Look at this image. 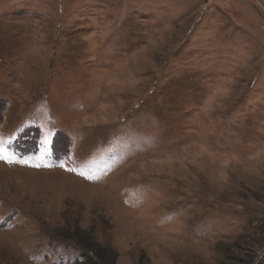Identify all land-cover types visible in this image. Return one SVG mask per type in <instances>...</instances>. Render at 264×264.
Listing matches in <instances>:
<instances>
[{"label":"rangeland","instance_id":"1","mask_svg":"<svg viewBox=\"0 0 264 264\" xmlns=\"http://www.w3.org/2000/svg\"><path fill=\"white\" fill-rule=\"evenodd\" d=\"M0 149V264H256L264 0H0Z\"/></svg>","mask_w":264,"mask_h":264},{"label":"trees","instance_id":"2","mask_svg":"<svg viewBox=\"0 0 264 264\" xmlns=\"http://www.w3.org/2000/svg\"><path fill=\"white\" fill-rule=\"evenodd\" d=\"M263 226V225H262ZM264 229V226H263ZM261 227V231L255 233L256 237L260 236L264 233V230ZM254 234V235H255ZM86 236V235H85ZM85 236H78L77 238L81 242L82 246L85 249V252L83 254L84 259L81 262H77L76 264H116L117 255L108 247H104L98 242H89L87 237ZM243 235H240L233 243L229 245L228 250L232 247L234 251L236 252L234 246H243L245 244L240 243V241H243L242 239ZM91 252V254H89ZM231 252L226 253V258H229ZM93 255V256H92ZM139 264H149L148 260L141 261Z\"/></svg>","mask_w":264,"mask_h":264},{"label":"water","instance_id":"3","mask_svg":"<svg viewBox=\"0 0 264 264\" xmlns=\"http://www.w3.org/2000/svg\"><path fill=\"white\" fill-rule=\"evenodd\" d=\"M264 259V251L262 252V254L260 255V257L258 258L256 264H261L262 260Z\"/></svg>","mask_w":264,"mask_h":264},{"label":"snow or ice","instance_id":"4","mask_svg":"<svg viewBox=\"0 0 264 264\" xmlns=\"http://www.w3.org/2000/svg\"><path fill=\"white\" fill-rule=\"evenodd\" d=\"M45 143H46V141H45ZM0 151H2V149H0Z\"/></svg>","mask_w":264,"mask_h":264}]
</instances>
